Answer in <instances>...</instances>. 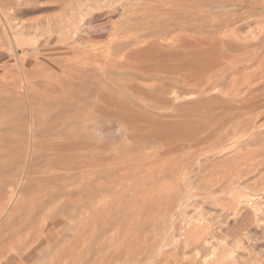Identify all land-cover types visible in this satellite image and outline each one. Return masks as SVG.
Wrapping results in <instances>:
<instances>
[{
    "label": "rangeland",
    "instance_id": "1",
    "mask_svg": "<svg viewBox=\"0 0 264 264\" xmlns=\"http://www.w3.org/2000/svg\"><path fill=\"white\" fill-rule=\"evenodd\" d=\"M224 248L264 264V0H0V264Z\"/></svg>",
    "mask_w": 264,
    "mask_h": 264
},
{
    "label": "bare ground",
    "instance_id": "2",
    "mask_svg": "<svg viewBox=\"0 0 264 264\" xmlns=\"http://www.w3.org/2000/svg\"><path fill=\"white\" fill-rule=\"evenodd\" d=\"M246 205H249V202H247ZM233 214H235V212ZM191 231H193V230H191ZM195 237H196L195 240H197L198 242H201V238H202L201 235L200 236L196 235ZM182 239L183 240L184 239L187 240V242L189 243V241H188V239H187V237H186L185 234L182 235ZM195 249H196V253L197 254L201 253V247H200V245H199V247H197ZM232 260H233L232 254L226 253V248H224L221 251H216V252L215 251L214 252L212 251V252H210L209 255H206V256H204L202 258L201 263H206V264H230V263H232Z\"/></svg>",
    "mask_w": 264,
    "mask_h": 264
}]
</instances>
